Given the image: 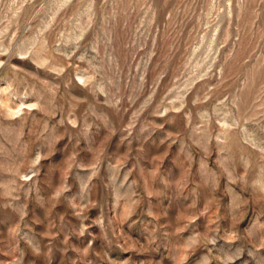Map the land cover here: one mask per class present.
I'll list each match as a JSON object with an SVG mask.
<instances>
[{
    "label": "rangeland",
    "instance_id": "374dc122",
    "mask_svg": "<svg viewBox=\"0 0 264 264\" xmlns=\"http://www.w3.org/2000/svg\"><path fill=\"white\" fill-rule=\"evenodd\" d=\"M0 264H264V0H0Z\"/></svg>",
    "mask_w": 264,
    "mask_h": 264
}]
</instances>
